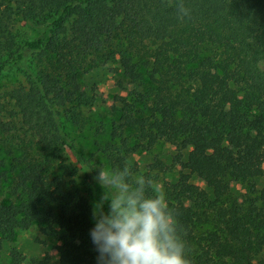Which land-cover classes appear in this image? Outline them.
I'll use <instances>...</instances> for the list:
<instances>
[{"label":"trees","instance_id":"obj_1","mask_svg":"<svg viewBox=\"0 0 264 264\" xmlns=\"http://www.w3.org/2000/svg\"><path fill=\"white\" fill-rule=\"evenodd\" d=\"M20 27L33 35L20 39ZM110 64L120 91L131 88L129 101L116 97L120 117L101 148L110 171L159 142L189 150L187 173L164 187L186 258L264 264V0H0V78H21L0 87V250L36 225L61 244L55 261L32 264H97L87 180L65 151L89 184L98 173L77 158L66 126H81L77 109L97 102L81 77ZM233 183L245 193L224 203ZM203 225L211 229L198 233Z\"/></svg>","mask_w":264,"mask_h":264},{"label":"rangeland","instance_id":"obj_2","mask_svg":"<svg viewBox=\"0 0 264 264\" xmlns=\"http://www.w3.org/2000/svg\"><path fill=\"white\" fill-rule=\"evenodd\" d=\"M32 35L25 27H20L18 30L20 39H29ZM17 80H21L19 74H8L0 78V87ZM119 83L127 86L115 64H110L107 68L97 67L89 69L81 77L80 84L82 90L87 94H90L91 90L94 89L97 102L90 107L81 106L77 109L82 115L81 126L74 127L71 124H67L66 126V132L73 143L78 155L77 158H82L97 173L101 169L110 171L107 159L102 154L101 148L106 143H110L113 126L117 124L120 117V107L116 97L122 96L129 101L128 95L131 88L127 87L128 91L122 92L118 88ZM124 137L127 138L129 146H133L136 142L134 131L130 129L124 131ZM112 143H117V141H112ZM188 152L189 150L176 153L174 147L159 142L149 152H134L128 165L136 170L134 175L150 176L153 179L151 189L154 195L160 192L164 194V187L168 182L176 181L178 173H187L181 169L180 164L186 162ZM65 155L71 166L78 169L80 180H87L86 186H83L81 191L83 196L92 205L94 211L96 206L101 203L104 194L109 195L110 190L102 189L98 182L89 184L88 177L85 176L80 165L77 163L75 154L66 150ZM0 160H2L1 153ZM191 183L209 192L205 184L197 177L192 176ZM261 187L264 188V177L260 181ZM244 193L245 190L241 185L233 183L229 194L224 198V203L234 200L240 201ZM103 211H108L107 201L103 204ZM210 229L209 225H203V227L200 226L198 228V233ZM60 244L56 237L41 236L36 225L27 231H16L10 239L1 243L0 264H11L10 255L13 251L21 255L24 264H32L31 261L33 260L40 261L47 255L51 257L52 261H55L57 259L55 249Z\"/></svg>","mask_w":264,"mask_h":264},{"label":"clouds","instance_id":"obj_3","mask_svg":"<svg viewBox=\"0 0 264 264\" xmlns=\"http://www.w3.org/2000/svg\"><path fill=\"white\" fill-rule=\"evenodd\" d=\"M180 18L189 15L182 4ZM109 195L93 212L90 230L97 264H190L186 245L178 234L176 217L162 192L149 196L150 176L134 175L125 166L117 170H99L95 177ZM108 211H103L104 202Z\"/></svg>","mask_w":264,"mask_h":264}]
</instances>
